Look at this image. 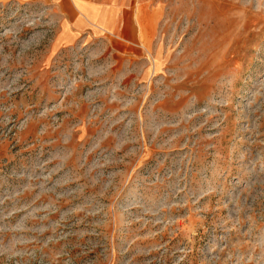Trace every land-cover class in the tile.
<instances>
[{
  "label": "rangeland",
  "instance_id": "rangeland-1",
  "mask_svg": "<svg viewBox=\"0 0 264 264\" xmlns=\"http://www.w3.org/2000/svg\"><path fill=\"white\" fill-rule=\"evenodd\" d=\"M144 1L0 6V264H264V0Z\"/></svg>",
  "mask_w": 264,
  "mask_h": 264
},
{
  "label": "crops",
  "instance_id": "crops-1",
  "mask_svg": "<svg viewBox=\"0 0 264 264\" xmlns=\"http://www.w3.org/2000/svg\"><path fill=\"white\" fill-rule=\"evenodd\" d=\"M9 3L42 6L59 23L63 43L85 40L89 34L128 36L131 14L140 30V14L145 10L144 0H0V6Z\"/></svg>",
  "mask_w": 264,
  "mask_h": 264
}]
</instances>
